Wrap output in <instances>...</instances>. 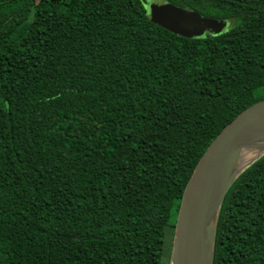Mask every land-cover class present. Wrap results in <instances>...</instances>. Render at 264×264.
<instances>
[{"label": "trees", "instance_id": "obj_1", "mask_svg": "<svg viewBox=\"0 0 264 264\" xmlns=\"http://www.w3.org/2000/svg\"><path fill=\"white\" fill-rule=\"evenodd\" d=\"M0 0V264H169L208 145L264 99V0ZM213 264H264V155L223 199Z\"/></svg>", "mask_w": 264, "mask_h": 264}, {"label": "water", "instance_id": "obj_2", "mask_svg": "<svg viewBox=\"0 0 264 264\" xmlns=\"http://www.w3.org/2000/svg\"><path fill=\"white\" fill-rule=\"evenodd\" d=\"M152 23L181 37L220 34L225 21L205 18L167 1L150 3ZM246 151L253 156L240 166ZM264 155V99L240 112L208 145L181 196L169 264H213L218 217L225 194L236 178Z\"/></svg>", "mask_w": 264, "mask_h": 264}, {"label": "rangeland", "instance_id": "obj_3", "mask_svg": "<svg viewBox=\"0 0 264 264\" xmlns=\"http://www.w3.org/2000/svg\"><path fill=\"white\" fill-rule=\"evenodd\" d=\"M158 0H151L149 3H159ZM149 15V14H148ZM171 250V233L167 232L164 239V252L168 254Z\"/></svg>", "mask_w": 264, "mask_h": 264}, {"label": "bare ground", "instance_id": "obj_4", "mask_svg": "<svg viewBox=\"0 0 264 264\" xmlns=\"http://www.w3.org/2000/svg\"><path fill=\"white\" fill-rule=\"evenodd\" d=\"M253 156V154H251V152L246 151L244 154H242L241 158H240V166L246 165L251 157Z\"/></svg>", "mask_w": 264, "mask_h": 264}]
</instances>
